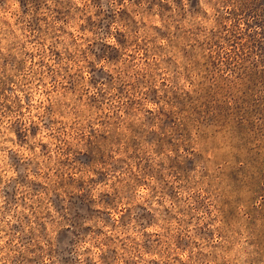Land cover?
<instances>
[{
	"label": "rangeland",
	"instance_id": "1",
	"mask_svg": "<svg viewBox=\"0 0 264 264\" xmlns=\"http://www.w3.org/2000/svg\"><path fill=\"white\" fill-rule=\"evenodd\" d=\"M0 264H264V0H0Z\"/></svg>",
	"mask_w": 264,
	"mask_h": 264
}]
</instances>
